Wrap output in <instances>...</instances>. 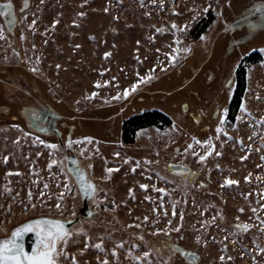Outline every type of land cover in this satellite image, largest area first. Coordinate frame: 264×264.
Wrapping results in <instances>:
<instances>
[{
	"label": "rangeland",
	"instance_id": "rangeland-1",
	"mask_svg": "<svg viewBox=\"0 0 264 264\" xmlns=\"http://www.w3.org/2000/svg\"><path fill=\"white\" fill-rule=\"evenodd\" d=\"M27 1L0 0L15 15L9 28L0 14V239L43 217L85 230L68 246L79 264H98L104 254L116 264L110 250L118 242L120 264H129L127 249L150 251L156 264H193L166 248L169 240L197 253L195 264H222L221 255L233 258L223 264H264L256 247H264V27L248 11L258 0ZM177 39L173 61L166 54H175ZM254 52L262 61L244 64L246 86L233 113L226 98L234 70ZM141 76L146 80L131 90ZM152 110L170 116L172 126L140 130L134 144L122 145L123 121ZM193 138L215 145L205 161L206 145L194 144L196 156L188 149ZM69 139L82 143L68 148ZM51 143L62 147L53 152ZM74 160L97 186L95 196L78 187ZM228 178L239 183L226 185ZM159 188L167 190L163 199ZM236 223L250 228L242 232ZM100 240L104 250L94 247Z\"/></svg>",
	"mask_w": 264,
	"mask_h": 264
},
{
	"label": "snow or ice",
	"instance_id": "snow-or-ice-1",
	"mask_svg": "<svg viewBox=\"0 0 264 264\" xmlns=\"http://www.w3.org/2000/svg\"><path fill=\"white\" fill-rule=\"evenodd\" d=\"M153 2H155V0H153ZM229 3H230V0H229ZM25 5H27V0H25ZM2 7L4 9L3 14L5 16H8L13 6L11 2H9L3 5ZM105 11H107V9H105ZM204 11L207 12L208 8H205ZM248 11L258 12L260 14V18H259L260 26L264 27V0H258V2L254 3L253 6L250 9H248ZM80 15H83V13H80ZM58 22L59 21H56V23ZM13 23H15L14 16L9 21V25ZM32 23L35 24V21H33ZM172 27L176 28V25L173 24ZM254 27H256L255 24H251V23L249 24V28H254ZM157 31H160V30L158 29ZM2 36H3V30L0 29V37ZM201 39H204V37H201ZM175 43L177 45V47L175 48V54H172V53L166 54L173 61H175L178 58V55L181 51V49L179 48V44H180L179 39H177ZM183 51L189 52L190 49L184 48ZM109 55H110L109 53H105V57ZM57 67H59V65H57ZM33 70L37 71L38 69H33ZM137 75L139 76L140 74L137 73ZM145 80L146 78L141 76L140 80L137 83H133L130 86L131 90L133 91L136 90L137 84ZM107 83L108 82L105 81V84ZM97 84H99V82H97ZM128 94H129V90L125 89L124 96H127ZM95 95L96 93L93 92L92 96L94 97ZM241 109L244 112L248 111L246 106L243 104L241 105ZM225 113H227L226 109H225ZM32 115L33 117H35L36 114L33 112ZM225 123H226V120L220 121V125L216 129L217 133H220L223 131V126ZM261 123H264V118L261 119ZM16 127L18 128L19 126L17 125ZM36 139L39 140L40 143H46L45 141L40 140L39 137H37ZM249 139H251V137H249ZM85 140L91 142V138L86 137ZM74 143L80 144L82 142L81 141L74 142L71 139H69L67 141V147L72 148ZM194 144L206 145V151L204 155H199L200 161H205L206 157L210 155L215 149V145L212 143L211 139L199 141L196 138H193V144H189L188 149H192V155L194 156L198 155V153H196V151L194 150ZM46 146L50 148L51 150H53V152L60 150V148L62 147L61 144H57V143L47 144ZM188 149H186V151ZM216 154L221 155V153L219 152H217ZM116 155H120V154L116 153ZM3 159L6 163L8 160V156L3 157ZM241 159H245V157H241ZM262 159H264V157H262ZM72 163L77 165L76 167L70 169V171L75 176V179L77 181V184L80 190H82L85 195L95 196L97 192V186L87 178V174L85 170L78 166L79 165L78 160H74L72 161ZM54 164H57V161L55 159L51 161V164H49V167L51 168V166ZM106 171L108 174H110L114 170L112 168H107ZM133 171H135V169H133ZM184 173L185 175L187 174L195 175V173H191L190 170L186 168L184 169ZM11 174L12 173H9L8 175H11ZM245 179L247 180L249 179V177H246ZM238 183H239L238 181H234L230 178L226 179V185L230 186L232 184H238ZM44 187L47 188L48 185L45 184ZM63 187L67 191L71 190L69 187V184H65L63 185ZM140 187L143 189H147L148 185L141 184ZM5 190L10 191L7 188ZM156 190L162 194L161 199H163V194H165L167 190L165 188H159ZM130 194H131V190H130ZM28 195L29 197H31L32 195L31 190H29ZM40 195L44 196L45 193L41 192ZM60 199L61 200L63 199L62 195L60 196ZM148 199H150V197H148ZM56 206L60 207L59 204H57ZM33 207H35L34 204H33ZM261 207L264 208V205H261ZM240 211L242 212L243 209H240ZM256 211L257 209L254 208L253 212H256ZM164 214L167 215V212H165ZM173 215H175V211L173 212ZM182 218L183 217L181 216V219ZM145 219H147V217H145ZM238 219L239 218L237 217V220ZM257 219H259V217H257ZM71 223H72L71 221H64L62 219H50V218L42 217L39 219H32L22 224L21 226L16 227L11 232L10 236L4 239H0V264H79V261L77 260V256L75 254L69 253L68 246L71 242H74L75 236L77 235L83 236L86 233L83 228L73 229V228L68 227V225ZM168 223L171 224V221H168ZM261 223L264 224V221H261ZM234 227L241 230L242 232H247L248 229L250 228V225L246 223H236ZM175 230L179 231L178 228ZM30 232L35 234V241L31 245L30 250H28L25 247L24 236ZM156 232L157 233L165 232V235L170 236V233L166 232L164 229L157 228ZM141 239L143 238L141 237ZM225 239H227V237H225ZM197 241L199 242V237H197ZM94 247L96 249L104 250L105 243L103 240H100V242L95 243ZM123 247H124L123 242H118V243H114L110 250L111 256L116 259V264H120V251L119 250ZM165 247L170 249V251L173 253H182L184 257L191 258L193 261V264H195V261L199 259L197 253L185 251L184 249L180 248L177 244L171 243L170 240L168 243L165 244ZM256 247L262 254H264V247H260L259 244H257ZM155 251H159V250L157 249ZM222 251L227 252V247L225 246L224 249H222ZM105 252H107V250H105ZM81 255H83V249L81 250ZM125 255L129 258V264L132 260L141 261L142 264H156L155 261L148 259L151 255L150 251H143L142 255H132V250L127 249ZM96 259L98 261V264H110L108 254H104L103 259H101V257L98 255ZM219 259L223 264V262H225L226 260L231 261L233 258L231 256L226 257L225 255H221ZM160 264H170V260L167 262L161 261Z\"/></svg>",
	"mask_w": 264,
	"mask_h": 264
},
{
	"label": "trees",
	"instance_id": "trees-1",
	"mask_svg": "<svg viewBox=\"0 0 264 264\" xmlns=\"http://www.w3.org/2000/svg\"><path fill=\"white\" fill-rule=\"evenodd\" d=\"M23 5L25 6V2L23 3ZM205 21H206V25L204 29L208 28L209 24H211L214 21V17L211 15L210 18L206 19ZM261 61H262V57L259 54V52H254L244 57L237 64L234 70L233 82L231 81V83L233 84L232 91L228 94L226 98L227 100L226 102L229 104V110L231 112L234 113L239 109L241 104V97L244 88L246 86V82H245L246 70L243 67L244 64L245 63L257 64ZM216 103L217 104L219 103L220 106L222 105L223 102L221 103V101L218 100L217 98ZM214 110L215 108L213 109V111L212 110L210 111V114L213 113V117L216 120V123H214V125H216L217 120L220 116V108H217L215 114H214ZM184 114L186 115V113ZM179 119L182 121L181 116ZM173 122L174 121L170 116L158 110L145 111L143 113L134 114L130 118H127L125 121H123L118 141H120L122 145L134 144L135 136L138 131L151 127H155L158 129H165L172 126ZM182 123L184 122L182 121ZM96 124L97 126H102L98 122Z\"/></svg>",
	"mask_w": 264,
	"mask_h": 264
},
{
	"label": "water",
	"instance_id": "water-1",
	"mask_svg": "<svg viewBox=\"0 0 264 264\" xmlns=\"http://www.w3.org/2000/svg\"><path fill=\"white\" fill-rule=\"evenodd\" d=\"M3 5H5V4H0V14L6 19V17L7 16H5L4 14H3V12H4V9H3ZM27 5H28V2H27ZM27 5H25V6H27ZM8 16H10V17H12L13 18V16L15 17V15H14V11H13V7H12V10H11V12L9 13V15ZM6 23H7V25H8V27L9 28H12L13 26H14V24L15 23H13V24H11V25H9V21H7L6 20ZM176 168V170H179L180 169V167H175ZM39 219V218H38ZM28 222V221H27ZM26 223V222H25ZM24 224V223H23ZM19 226H21V225H19ZM19 226H17V227H19ZM70 226V224L68 225V227ZM15 229V228H14ZM13 229V230H14ZM12 230V231H13ZM11 231V232H12ZM11 234V233H10ZM10 236V235H9ZM34 241H35V234L34 233H27L25 236H24V243H25V247L28 249V250H30V248H31V245L34 243ZM188 259H191V258H188ZM192 260V259H191Z\"/></svg>",
	"mask_w": 264,
	"mask_h": 264
},
{
	"label": "flooded vegetation",
	"instance_id": "flooded-vegetation-1",
	"mask_svg": "<svg viewBox=\"0 0 264 264\" xmlns=\"http://www.w3.org/2000/svg\"><path fill=\"white\" fill-rule=\"evenodd\" d=\"M5 19V18H4ZM12 19V17H10V16H7L6 17V19H5V21L7 20V21H10Z\"/></svg>",
	"mask_w": 264,
	"mask_h": 264
}]
</instances>
